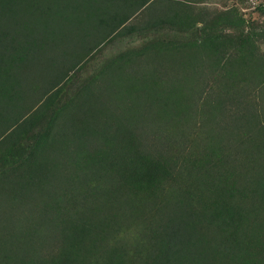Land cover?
<instances>
[{
    "label": "trees",
    "instance_id": "trees-1",
    "mask_svg": "<svg viewBox=\"0 0 264 264\" xmlns=\"http://www.w3.org/2000/svg\"><path fill=\"white\" fill-rule=\"evenodd\" d=\"M263 47L233 8L0 0V264H264Z\"/></svg>",
    "mask_w": 264,
    "mask_h": 264
},
{
    "label": "rangeland",
    "instance_id": "rangeland-1",
    "mask_svg": "<svg viewBox=\"0 0 264 264\" xmlns=\"http://www.w3.org/2000/svg\"><path fill=\"white\" fill-rule=\"evenodd\" d=\"M174 2L176 1H181L183 3L189 4L191 5L193 8H195L198 11H207V10H220V11H224V10H228V9H238L241 13V15H243V17L246 19V21H248V29L251 28H256V29H261L262 27H264V15L261 12V8L264 5V0H172ZM158 8L159 4L156 6ZM163 8V7H162ZM146 20V19H145ZM141 21H143V17L141 18H133L131 20V23L133 24H138L141 23ZM137 43L141 42V40L137 39L136 41ZM136 43H132L131 40L129 39H116L114 41V43L112 44H107L105 46H103L98 52H96L97 50H93V55L90 56L88 58V64L86 66V70H84L83 75L88 76L91 73H93L94 68H97L96 65H100L102 63H106L110 58H112L113 56L118 55L120 52L125 51L127 48H130L132 46H135ZM95 51V52H94ZM263 51H264V47H263ZM157 64V65H154ZM173 65V67L175 66L174 63H168L167 61H163L162 64L160 63V65L157 62H147L145 63V61H139L136 65H138L142 71V73L144 72L146 73H160L162 76L166 77V74L169 73V65ZM157 70H156V69ZM126 72H129L130 67L129 68H125ZM116 78V74L114 75ZM149 77H151L150 74H148ZM113 81H115L113 79V76L111 77V79L108 81V85H101L102 88V95H103V99L108 100V105H113L116 106L118 104H120V102L122 101V99L124 97H121L119 101L118 97L115 96L116 94L113 93L112 90H116L117 88H119L121 91L123 88H121L120 86L116 85ZM150 82V81H149ZM122 86V84H120ZM79 83L76 81L74 84H70L69 85V89L67 91H70L71 93L75 92L78 88H79ZM151 86V85H148ZM125 90V89H123ZM123 92V91H122ZM131 94V92H130ZM125 100L123 103V106L128 109L129 107V103L132 100V94L128 95L125 94ZM117 98V99H116ZM75 104V102L73 103V105Z\"/></svg>",
    "mask_w": 264,
    "mask_h": 264
}]
</instances>
